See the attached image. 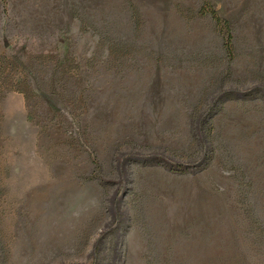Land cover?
<instances>
[{
	"label": "rangeland",
	"instance_id": "obj_1",
	"mask_svg": "<svg viewBox=\"0 0 264 264\" xmlns=\"http://www.w3.org/2000/svg\"><path fill=\"white\" fill-rule=\"evenodd\" d=\"M210 2L232 53L203 0H0V264H264V0Z\"/></svg>",
	"mask_w": 264,
	"mask_h": 264
},
{
	"label": "trees",
	"instance_id": "obj_2",
	"mask_svg": "<svg viewBox=\"0 0 264 264\" xmlns=\"http://www.w3.org/2000/svg\"><path fill=\"white\" fill-rule=\"evenodd\" d=\"M200 11L202 13L205 14H209L211 16V18L217 23L222 25L223 29L226 31L224 37H225V47L227 48V50L232 53L234 50V46H233V35L231 33V29L229 27V23L227 19H222L217 11L212 7L210 0H203L202 6L200 8ZM209 152H213L211 150V148L209 149ZM212 157V153L208 154L204 159L203 162H201L200 164V168H205L208 163L210 162ZM151 159V158H150ZM148 158L145 159V161L150 160ZM152 161V160H151ZM155 161V160H154ZM158 160H156L157 162ZM164 166L166 167V169H168L169 171L172 172H189L192 171L191 168L189 166H185L182 164H172V163H165Z\"/></svg>",
	"mask_w": 264,
	"mask_h": 264
}]
</instances>
